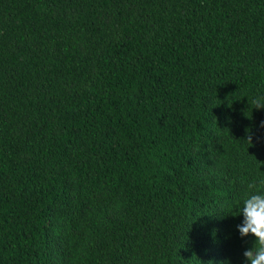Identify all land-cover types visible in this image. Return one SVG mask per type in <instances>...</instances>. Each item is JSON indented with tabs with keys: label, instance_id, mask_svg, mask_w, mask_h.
I'll list each match as a JSON object with an SVG mask.
<instances>
[{
	"label": "trees",
	"instance_id": "1",
	"mask_svg": "<svg viewBox=\"0 0 264 264\" xmlns=\"http://www.w3.org/2000/svg\"><path fill=\"white\" fill-rule=\"evenodd\" d=\"M258 96L264 0H0V264H245Z\"/></svg>",
	"mask_w": 264,
	"mask_h": 264
},
{
	"label": "clouds",
	"instance_id": "2",
	"mask_svg": "<svg viewBox=\"0 0 264 264\" xmlns=\"http://www.w3.org/2000/svg\"><path fill=\"white\" fill-rule=\"evenodd\" d=\"M252 105L257 110L264 109V97H254ZM261 127H264V121L261 122ZM245 141L248 146H252L251 135ZM245 188L246 195L237 214L242 215L243 220L237 225V230L241 238L251 236L254 243L243 252V257L245 264H264V178L246 182Z\"/></svg>",
	"mask_w": 264,
	"mask_h": 264
}]
</instances>
